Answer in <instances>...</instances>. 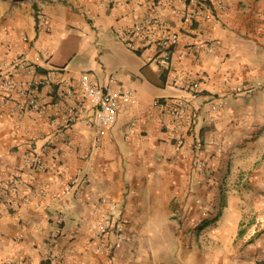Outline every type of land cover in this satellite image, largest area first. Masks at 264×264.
I'll return each mask as SVG.
<instances>
[{"label": "crops", "instance_id": "1", "mask_svg": "<svg viewBox=\"0 0 264 264\" xmlns=\"http://www.w3.org/2000/svg\"><path fill=\"white\" fill-rule=\"evenodd\" d=\"M183 1L0 0V59L46 58L40 71L14 80L42 114L17 111L18 99L0 88L1 185L20 172L41 191L17 209L10 200L21 188L0 199V262L264 264V0ZM133 27L141 28L137 51L115 33ZM170 34L177 41L165 70L157 59ZM81 73L98 86L131 90L139 104L118 116L98 147L93 127L81 122L92 116ZM193 83L200 92L192 93ZM68 86L71 95L62 96ZM177 99L196 115L191 124L171 123L154 105ZM72 113L78 118L68 121ZM172 134L182 136L181 147ZM32 147L43 171L22 168ZM79 170L87 177L80 195L62 194ZM108 203L123 239L108 237L112 250L104 254L89 224L95 210L110 212Z\"/></svg>", "mask_w": 264, "mask_h": 264}, {"label": "built area", "instance_id": "2", "mask_svg": "<svg viewBox=\"0 0 264 264\" xmlns=\"http://www.w3.org/2000/svg\"><path fill=\"white\" fill-rule=\"evenodd\" d=\"M217 5H220L222 0H215ZM184 3V1L182 0ZM40 29H46L44 26L45 18L43 16L39 17ZM140 27H133L125 30H117L116 36L122 41V43L131 51H137L135 45V38L140 33ZM23 41H27L24 37ZM177 41L176 34H170L168 37L161 40L162 48L158 56L157 63L162 66L165 70H169L171 65V54L169 52L168 46L173 45ZM207 47L209 45H206ZM1 56V51H0ZM42 59V60H41ZM36 58L34 62H29L23 53H19L14 56L5 57L0 59V88L5 93L7 98L16 97L18 100H24L25 103L16 101L15 109L17 111H22L26 107L29 111L36 114H42L44 108L40 101L30 92L24 88L17 87L15 83V78L22 72L35 73L40 71V62H46V58ZM150 60V58H148ZM46 81L51 82L53 76L49 72H45ZM116 80L115 76H112L110 81L114 82ZM78 85L80 89V95L83 99L87 100L90 104L92 111V116L90 119L81 120L83 123H88L93 127L94 130V145L98 147L100 140L106 136L110 128L115 124L118 116H128L131 112H134L139 107L138 100L135 94L124 88H112L110 86L101 87L94 84L87 73H81L78 78ZM192 93L200 92L198 83L191 84L190 87ZM60 94L71 95V87L68 86L66 89L61 88ZM155 106L161 107L166 110L170 115L171 123H175L177 119H180L186 124H191L195 119L196 115H187L188 104L185 100L177 99L175 101L163 100L162 102H155ZM218 104H213L211 110H215ZM78 116L72 113L68 117V121L76 120ZM165 127H169L165 123ZM128 133H132L131 129H128ZM171 139L174 140L176 147H181L183 144L182 136L180 134H172ZM48 143H50L48 141ZM48 145V144H47ZM195 167L199 174H206L207 168L206 163L200 159H196ZM22 168L29 171H43L45 165L42 161L40 155L32 147L30 153H28L23 161ZM13 183L2 187L0 182V199L6 195H14L18 192V188L22 190V196L19 200H10V205L13 209L19 208L24 205L30 197H35L41 194V191L34 185L24 181L20 172H15L13 174ZM87 177L79 170L73 178L65 185L62 190V194L72 192L74 196H79L81 189L86 185ZM106 202L105 200H103ZM110 207V212L107 214L100 213L95 210V218L90 222L89 226L94 231V235L99 239L97 243L96 250L99 253L109 254L112 250L111 245L107 242L108 237L111 235H116L119 239L122 237L123 225L115 213L116 205L114 203H108ZM63 214L58 215V221L64 219ZM78 224L81 222L78 220ZM0 264H18L15 261L0 262Z\"/></svg>", "mask_w": 264, "mask_h": 264}]
</instances>
